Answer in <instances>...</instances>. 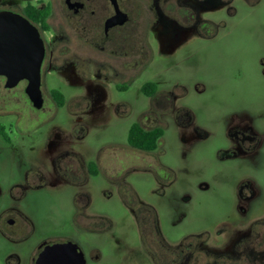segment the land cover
Here are the masks:
<instances>
[{
	"label": "flooded vegetation",
	"instance_id": "1",
	"mask_svg": "<svg viewBox=\"0 0 264 264\" xmlns=\"http://www.w3.org/2000/svg\"><path fill=\"white\" fill-rule=\"evenodd\" d=\"M262 9L264 0H0V11L38 29L44 48L38 106L30 87L37 64L30 33L18 44L0 40V172L7 173L0 176L6 200L0 224L15 237L7 263L264 264V107L232 110L222 124L217 159L235 171L226 177L235 180L234 220L195 229L185 220L192 215L191 187L183 205L179 191L171 200L180 163L168 159L165 135L177 128L179 149L192 152L213 132L185 103L187 87L166 79L164 67L167 56L188 50L193 59L196 47L242 32L244 20ZM259 61L264 74V54ZM143 78L145 104L127 141L87 144L91 130L132 120L131 102L115 93ZM62 110L69 118L62 119ZM100 177L131 219L119 235L114 220L93 208L90 183ZM58 194L70 196L72 214L40 232L41 200ZM109 232L113 241L104 248Z\"/></svg>",
	"mask_w": 264,
	"mask_h": 264
},
{
	"label": "rangeland",
	"instance_id": "2",
	"mask_svg": "<svg viewBox=\"0 0 264 264\" xmlns=\"http://www.w3.org/2000/svg\"><path fill=\"white\" fill-rule=\"evenodd\" d=\"M262 12L264 9L252 18L245 19L242 32H227L226 37L218 43L196 47L194 49L196 56L193 59L188 58L190 54L188 50L179 52L176 57L167 56L165 59V78L171 83L179 81L187 87L189 95L185 103L193 109L197 121L213 132L192 152L179 149L180 133L177 128H171L165 135L168 159L176 161L178 159L180 163L179 184L177 190L171 193V200L176 201L179 191L183 205V194L189 193L187 189H189L188 186L191 187L193 199L189 203L191 207L189 210L192 215H189L186 208L188 217L185 220L187 225H193L195 229H212L213 226H225L226 222L234 220L235 180L226 177L228 172L235 173V171H231L228 166L219 165L218 146L224 142L225 134L222 124L224 120H228L227 117L232 110L241 112L251 107H264V74L261 72L262 66L259 61L264 54ZM253 29L257 32H252ZM174 62L177 63L169 67L168 64ZM153 74V71L149 72L148 78L150 79ZM144 81L145 78L138 81L127 93H115L116 99L128 98L131 102L132 120L91 130L86 138L87 144L97 148L113 140L127 141L129 126L135 120L136 113H139L145 104L146 99L140 91ZM50 85L58 86L68 94L71 91L70 86L64 81L53 80ZM61 112L62 119L69 118L67 110ZM92 155L91 152L90 156ZM202 163L206 166L201 165ZM9 166H6V171H9L7 169ZM2 174L7 175L6 172H0L1 177ZM261 175L264 176V170L260 171ZM133 179L140 192L149 197L147 191L150 189L139 180L136 181L135 177ZM202 180H206V183H202ZM261 182L264 181L261 180ZM193 184H195L194 187ZM108 189L109 186L102 177L90 183L93 208L114 220V232L119 235L125 227L129 226L131 219L128 220L129 214L118 197ZM152 198L156 200L155 196ZM41 204L43 207L38 220L40 232L48 230L50 226L60 227L65 224L64 220L70 217L73 211L72 201L68 195L58 194L52 199L44 197ZM5 205L6 200L0 199V216ZM114 232L104 235L101 242L104 248L112 243ZM14 240L13 233L2 228L0 224V264H8L7 256L10 247L14 245L12 242Z\"/></svg>",
	"mask_w": 264,
	"mask_h": 264
},
{
	"label": "water",
	"instance_id": "3",
	"mask_svg": "<svg viewBox=\"0 0 264 264\" xmlns=\"http://www.w3.org/2000/svg\"><path fill=\"white\" fill-rule=\"evenodd\" d=\"M24 32L30 33V38L33 42V45H36V56H37V64L35 67L36 79L34 82L31 83L30 87L32 89V92H36V94L38 95V98L35 101L39 106L41 104L40 90L37 91L36 89H39L40 86V66H41L43 50H44L43 41L40 36V33L36 27L31 25L29 21H27L21 15L14 14L9 11H0V40L3 37H5V39L10 38L12 40L11 42L12 44H13V40L15 41V43L17 40V44H18L19 39L23 41V37L26 36ZM41 258L42 260H45L46 253H43Z\"/></svg>",
	"mask_w": 264,
	"mask_h": 264
}]
</instances>
